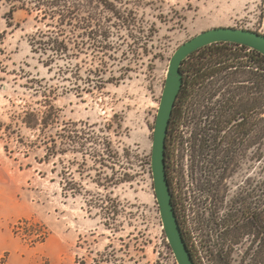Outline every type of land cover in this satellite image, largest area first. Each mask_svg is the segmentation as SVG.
Returning <instances> with one entry per match:
<instances>
[{
    "label": "rangeland",
    "instance_id": "rangeland-1",
    "mask_svg": "<svg viewBox=\"0 0 264 264\" xmlns=\"http://www.w3.org/2000/svg\"><path fill=\"white\" fill-rule=\"evenodd\" d=\"M33 8L11 13L0 2V264H177L150 165L169 62L181 45L213 28L264 33V0H88V30L67 32L77 46L71 43L63 58L35 44L53 29ZM234 87L240 110L230 124L217 126L223 119L207 114L198 122L189 110L172 129L177 155L205 184L216 172L223 180L211 165L218 161L213 137L225 135L227 145L236 140L219 201L201 194L202 211L191 210L187 218L197 264H264V99L245 78ZM250 92L260 98L253 113ZM221 101L218 96L214 104ZM26 112L54 115L58 124L42 133L29 130L22 123ZM70 123L88 128V163L69 154L54 166L57 131ZM62 167L71 168L82 195L88 192V210L86 196H64ZM250 189L248 238L245 229L233 231L224 221ZM176 209L182 228V200Z\"/></svg>",
    "mask_w": 264,
    "mask_h": 264
},
{
    "label": "trees",
    "instance_id": "trees-1",
    "mask_svg": "<svg viewBox=\"0 0 264 264\" xmlns=\"http://www.w3.org/2000/svg\"><path fill=\"white\" fill-rule=\"evenodd\" d=\"M0 2L4 6H10L11 13L16 9H26L33 6L34 8L30 9L31 11H37L44 16V19L52 21V24L48 27L53 31L41 32L35 43L37 46H44L47 51H51L52 56L63 58L69 51L71 43L77 46V41L74 42V39H69L67 32L72 34L73 31L82 28L88 30V0H0ZM6 17L8 21L9 16ZM80 26H86V28ZM84 36L81 38H84ZM86 40L88 41V35ZM32 46L35 45L32 44ZM243 59H246L245 64L242 61ZM181 70L184 83L176 102L168 136L171 129L180 127L189 110L194 112L191 119L196 118L198 122H200L199 119L202 114H207V117L223 119V121L216 123L217 126L222 123V125L230 124L236 118V115H239L238 111L240 110L238 108L240 103L236 104V88L234 87L238 77L252 82L254 89L261 90L262 99H264V56L245 46L219 43L205 47L184 61ZM250 91H252V88H250ZM250 95V112L253 113L258 108L257 104L260 98H257L255 93L252 92H250ZM218 96H222L223 100L219 104L220 108L214 104V100ZM204 104H212V106L205 107ZM204 107L206 111L202 110ZM247 111L249 109H246ZM53 117L54 115L51 116L45 113L39 117L34 112H26L22 117V123L29 130L42 133L48 131L53 126L52 124H58V122L52 120ZM253 117L255 119V116ZM56 139L59 141V148L55 147L50 155L52 156L50 158L58 159V162H54V166L61 165L63 162V159H59V156L63 157L69 154L74 155V157L81 155L83 162L88 163V128L81 127L76 123L64 124L57 131ZM50 158L46 159L45 162L50 163ZM62 169L58 176L62 181L61 186L64 196H86L85 204L88 210V192L86 195H82V191H78L82 187L80 184L75 183L74 175L69 172L71 168L62 167ZM79 173L83 177L84 174L80 171ZM112 214L116 215V212ZM260 223L264 228L263 221H260ZM192 257L194 259L193 254ZM195 264H197L196 261Z\"/></svg>",
    "mask_w": 264,
    "mask_h": 264
},
{
    "label": "water",
    "instance_id": "water-1",
    "mask_svg": "<svg viewBox=\"0 0 264 264\" xmlns=\"http://www.w3.org/2000/svg\"><path fill=\"white\" fill-rule=\"evenodd\" d=\"M219 43H233L264 56V34L250 29L218 27L204 31L181 45L170 59L153 133L151 173L161 221L177 264H195L173 204L166 167L170 122L184 83L182 65L197 51Z\"/></svg>",
    "mask_w": 264,
    "mask_h": 264
},
{
    "label": "flooded vegetation",
    "instance_id": "flooded-vegetation-1",
    "mask_svg": "<svg viewBox=\"0 0 264 264\" xmlns=\"http://www.w3.org/2000/svg\"><path fill=\"white\" fill-rule=\"evenodd\" d=\"M171 123V122H170ZM221 132V129L219 133ZM248 133L251 138V125H249ZM169 134V132H168ZM172 129L170 131V135L167 136L168 141L166 143V167H167V176L168 181L171 189L173 204L175 206V210H177V199L182 200V208L184 211V216L182 221V232L186 242H189V225L187 226V218L190 217L191 210H194V214L197 211H202L204 206V201H202L201 194L207 193V197H209V201L216 204L221 194H223L225 182L226 181V168L227 165L225 162L227 161V153H232V145L234 148V153H236V144H235V137L229 141L231 142L229 145L225 144L227 137L225 135L218 134L213 137L212 141L214 142L215 150L217 153L218 161H213L211 165L218 169V173L220 171L222 174V181H221V174L220 177L217 179V172L215 173V177H208L212 179L210 182L208 179L205 181L201 178L194 179V177L186 170L183 155H177L178 149L175 144L172 143ZM209 138V137H208ZM211 138H209L210 140ZM202 142V141H201ZM204 142V141H203ZM248 152L251 154V140L248 143ZM221 159V160H220ZM251 159V158H250ZM251 162V161H250ZM217 163V165H215ZM199 169V166H198ZM199 174L201 176L202 168L199 169ZM220 170V171H219ZM214 171L208 172L210 175ZM224 182V183H223ZM196 183V184H195ZM221 192V194H219ZM229 192L226 190V193ZM201 197V198H200ZM244 202V203H243ZM233 207H231L232 215L225 220V224H231L233 231L241 232L242 229H245L246 236L250 238L252 233L253 221H252V199H251V189L246 191L245 199H239V201L235 200L233 203ZM210 205V204H209ZM212 206V204L210 205ZM238 206V207H237ZM190 212V213H189ZM186 213V214H185ZM189 213V215H188ZM240 217L245 218V224L242 225ZM244 226V227H243ZM249 241V240H248ZM252 242L249 241V245L251 246ZM189 245V244H188Z\"/></svg>",
    "mask_w": 264,
    "mask_h": 264
}]
</instances>
